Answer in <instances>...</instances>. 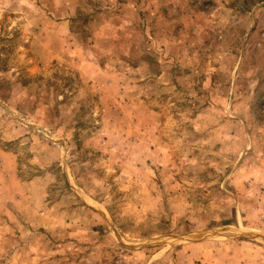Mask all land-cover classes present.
Wrapping results in <instances>:
<instances>
[{
    "label": "rangeland",
    "instance_id": "374dc122",
    "mask_svg": "<svg viewBox=\"0 0 264 264\" xmlns=\"http://www.w3.org/2000/svg\"><path fill=\"white\" fill-rule=\"evenodd\" d=\"M0 264H264V0H0Z\"/></svg>",
    "mask_w": 264,
    "mask_h": 264
}]
</instances>
